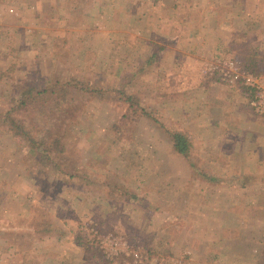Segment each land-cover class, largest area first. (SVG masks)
Segmentation results:
<instances>
[{"label":"rangeland","instance_id":"obj_1","mask_svg":"<svg viewBox=\"0 0 264 264\" xmlns=\"http://www.w3.org/2000/svg\"><path fill=\"white\" fill-rule=\"evenodd\" d=\"M245 45L264 85V0H0V264H259L264 194L229 177L264 157V114L220 75L245 70ZM209 80L233 88L213 99L228 107L207 103ZM55 82L79 84L15 102ZM13 107L48 158L3 121ZM154 119L187 134L189 158Z\"/></svg>","mask_w":264,"mask_h":264},{"label":"trees","instance_id":"obj_2","mask_svg":"<svg viewBox=\"0 0 264 264\" xmlns=\"http://www.w3.org/2000/svg\"><path fill=\"white\" fill-rule=\"evenodd\" d=\"M242 51L244 52L243 65L245 70L253 73L256 76L260 75L261 68L259 67V65L262 61L261 55L258 53L257 50L251 48L250 45H245L242 48ZM75 84H79V83L55 82L53 84L52 83L47 84L42 87L39 86L33 87L26 85L21 88L19 92V96L15 100V102L19 104V107L21 108H24L29 104L39 105V103L42 100H44V102L42 103L43 105L46 102H48L47 97L52 98V96L56 95L57 92L61 91L62 89L65 90L71 89ZM95 89H96L95 87L94 88L90 87V89L87 88L86 91L95 93L96 91ZM14 109L15 108L13 107L9 109L6 113H4L5 119L3 121L10 125V128H12L13 130V134L20 137L22 140L26 141L29 144L32 151L37 152L39 155L48 158V154L50 152L49 150L50 148L47 147L48 136L40 133L39 130L35 129L36 124L33 121L32 122L29 121V123H25L24 121H21L13 117L12 114ZM144 114L146 115L147 113L145 112ZM154 123L159 127L164 128L166 133L170 136L173 150L177 154L182 155L185 158L190 157L192 142L190 141L187 134L181 131L170 130L169 128L165 127V125L162 122H159L157 119H154ZM135 197L136 195H134V198ZM87 247L89 248V246L86 245L85 249H87ZM90 250L91 249L89 248L88 250L85 251L89 252ZM259 264H264V244H263L262 254L259 259Z\"/></svg>","mask_w":264,"mask_h":264},{"label":"crops","instance_id":"obj_3","mask_svg":"<svg viewBox=\"0 0 264 264\" xmlns=\"http://www.w3.org/2000/svg\"><path fill=\"white\" fill-rule=\"evenodd\" d=\"M217 83L218 82H216V84ZM213 84H215V83H213L211 80H209L207 82V86L210 85L209 88H207V103H210L211 104L212 102H214V103L219 102V103H222V104L226 105L227 103L226 104L224 103L225 100L216 101V100H213V99L217 98L220 94L223 95L222 93H225V92H227L228 95L230 96L231 90H233V88L232 87H228V90L226 91L225 89H222V88H219V87L217 89L215 87H213V86L211 87V85H213ZM228 95H227V97H228ZM234 97H236V99L239 101V105L240 106L238 108H240V113L241 114L243 113V115H244V112L245 111H248L249 113H250V111H251V113H254L255 112L254 109H252V107L250 108V106H248V104H246V102L244 103L243 100L241 101L242 98L240 97L241 98L240 99L237 94ZM226 106L228 107L229 105H226ZM244 116L241 118L243 120L242 129L249 130V131H251V130L254 131L255 130V127L253 125V122H250L249 119H246V121H245ZM236 124H238V123H236ZM212 126L215 127V128L218 127V125H217L216 122H213L211 124V127ZM236 127H239V126L236 125ZM207 128H208V126H207ZM221 129H223V130H229L231 128H228V127L225 126V127L221 128ZM207 140H209V138H207ZM214 140L216 141V144H217L218 141L216 139H214ZM246 145L251 146V143L248 141L246 143ZM237 148H236V150H237ZM235 154H237V153H235ZM224 156H227L230 159V158L234 157L235 155L224 154ZM244 162H245V159H244ZM256 162L257 163H255V165H254L255 167H251V166L248 167V165L246 167V165H244L243 166V169L240 170V172L238 174L232 175V176L229 177V178H233L235 180H239V179H241V180L246 179L247 180L246 183H242L241 184V187L239 188V189H241L240 192H242V191L245 192L246 191V192H251L252 193V192L255 191L257 193H263L264 194V187L259 186V185H255V184H257V182H256L257 181L256 180L257 178L258 179L259 178H261V179L264 178L263 175L262 176L260 175V169H258L259 166L262 164V162H264V157H263L262 154H259V157H258V159H256ZM259 162H261V163H259ZM225 172H226V175H229L230 173H232L230 171V169H228V168H226ZM213 176H217V175H213ZM217 178L220 179L222 177H219L218 176ZM249 180H251V182H249ZM237 192L239 194V191L238 190H237ZM262 203L260 204V201H257V205H258V208L257 209H258V211H264V206H263L264 205V202H262Z\"/></svg>","mask_w":264,"mask_h":264},{"label":"built area","instance_id":"obj_4","mask_svg":"<svg viewBox=\"0 0 264 264\" xmlns=\"http://www.w3.org/2000/svg\"><path fill=\"white\" fill-rule=\"evenodd\" d=\"M220 75L230 83L237 82L241 78L247 86L256 88L257 92L251 104L257 113L264 114V85L259 83V76L241 69V66L233 60H226L221 64Z\"/></svg>","mask_w":264,"mask_h":264}]
</instances>
